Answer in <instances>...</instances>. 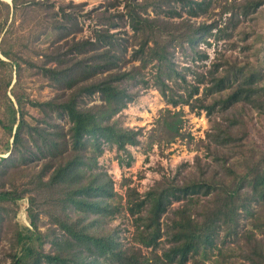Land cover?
Wrapping results in <instances>:
<instances>
[{
    "label": "trees",
    "instance_id": "obj_1",
    "mask_svg": "<svg viewBox=\"0 0 264 264\" xmlns=\"http://www.w3.org/2000/svg\"><path fill=\"white\" fill-rule=\"evenodd\" d=\"M211 1L107 0L104 9L98 12L102 26L94 30L93 38L69 39L66 37L79 26L76 16L61 4L53 10L54 3L49 0H11V3L0 0V34L3 32L0 52L8 59L0 58V66L9 67V72L0 79V94L4 98V107L0 104V141L11 158H0V163L4 162L0 173L5 175L9 167H18L29 159L40 162L38 170L26 173L30 175L25 188L0 190V203H15L25 198L29 210L41 204L40 211L48 216L51 225L41 231L27 214L29 226L19 225L14 232L12 248L7 252L9 264H206L211 259L213 264H224V242L219 239L234 235L238 239L239 209L248 219V227L242 233L244 242L238 245L239 254L249 264H264V239L257 237L258 233H264L263 213L259 215L250 209V202L264 205V150L261 149L244 157L240 172L235 166L233 169L226 166L217 156L215 160L224 174L220 175L219 169L213 173L197 171L191 179H168L146 192L147 197L153 198V204L144 225L152 231L159 229L162 215L173 202L186 200L168 219L171 229L167 246L160 253L155 247H151L150 255H145L138 246L124 247L114 234L94 233L77 226L62 211L63 204L79 205L83 202L81 196L89 194V186L76 184L77 168L84 158L95 161L103 146L109 145L127 153L125 162L122 157H116L119 165L130 164L132 156L127 147L138 144L140 132L119 126L114 116L138 94L127 86L128 81H133L134 87L150 85L144 79V70L149 65L153 69L152 84L173 107L187 105L190 110H204L210 115L215 109L224 112L239 102H255L264 113V82L261 73L253 67L230 65L231 61L227 60L212 61L206 70L195 73L192 80L186 78L189 67L177 68L173 57L176 47L182 52L189 51L190 62L206 60V52L198 49L199 42L209 44L210 36L223 37L224 27L216 28L214 21L198 25L186 19L175 22L160 17L159 13L168 19L180 17L177 3L189 16L196 17L207 12ZM120 3L122 11L117 9ZM261 4V0L248 1L239 9L247 15ZM150 7L154 16L148 13ZM40 8L45 11V22L43 32L40 30L35 38L51 31L56 33L55 38L43 49L30 46L27 53L23 52L13 46L10 28L5 25L9 17L14 22L18 13L37 12ZM227 9L225 6L223 12ZM124 25L132 31L129 38L136 46L132 57L138 61L128 69L124 68L127 61L122 60L126 40L110 31ZM214 28L216 31L212 32ZM35 58L38 60L34 61ZM22 62L37 68L49 85L62 88L61 94L46 101L25 98L18 90ZM13 67L16 75L11 85ZM10 85L13 100L7 95ZM199 90L202 96H198ZM95 93L99 103L79 105L80 98ZM209 98L211 101L206 102ZM27 105L37 108L45 118L29 116ZM54 113L66 118L69 126L65 128L57 122L51 116ZM180 122V110L172 112V119L165 118L167 140L178 134ZM211 124L213 131L208 136L216 146L225 147L235 141L229 127ZM44 244L49 245L47 251ZM225 247L234 251L229 245Z\"/></svg>",
    "mask_w": 264,
    "mask_h": 264
},
{
    "label": "rangeland",
    "instance_id": "obj_2",
    "mask_svg": "<svg viewBox=\"0 0 264 264\" xmlns=\"http://www.w3.org/2000/svg\"><path fill=\"white\" fill-rule=\"evenodd\" d=\"M3 1L11 3V0ZM248 1L254 0H212L207 12L196 17L189 16L185 10L179 8L180 4L177 3L175 7L181 11L180 17L168 19L164 13H159L160 17L175 22L186 19L198 25L210 24L214 21L217 23L216 28L224 27L223 37L214 39L210 36L207 39L209 44L199 42L198 49L206 52L208 56L206 60L190 62L189 51L182 52L178 47L174 49L173 57L178 64L177 68L189 67L186 72L188 80H192L195 73L206 70L212 61L227 60L231 61L230 65L253 67L261 73L264 82V0H261L262 4L254 11L247 15L241 14L240 6ZM49 2L54 3L53 10L61 4L64 10L76 16L79 29L70 33L66 38H93L94 30L102 26L98 21V12L104 9L107 0H49ZM225 6L228 9L223 12ZM117 9L122 11V3ZM109 11L116 12L113 9ZM148 13L150 16L155 14L151 7L148 8ZM44 15L45 11L40 8L37 12L18 13L14 22L9 17L5 27L10 28L9 35L13 38L11 42L14 47L27 53V47L40 46L43 49L53 41L56 33L52 31L49 35L41 34L39 39L35 38L36 33L40 30L43 32ZM230 17L232 19L228 21ZM216 28L212 29V32H215ZM110 31L126 40L123 43L126 49L122 53V60L127 61L124 68L128 69L131 65L138 64V61L133 60L132 57L133 48L136 46L129 38L132 33L129 26L111 28ZM2 35L3 32L0 34V40ZM183 46L185 47L186 44L184 43ZM0 58L8 61L1 52ZM37 60L38 58H35L34 61ZM21 65L23 70L20 71L18 77V90L24 93L25 98L46 101L61 94L62 88L49 85L47 79L39 73L37 68H30L23 62ZM10 71L12 85L16 75L14 67ZM152 71L150 65L144 70V79H148L150 83L147 87H140V85L134 87L133 81L127 82V86L137 90L138 94L114 116L119 126L133 128L140 132L138 144L127 147L132 156L130 164L119 165L116 157H122L125 162L127 153L118 151L115 146L109 145L103 146L102 154L95 161L88 157L84 158L77 168L76 184L89 186V194L81 196L83 202L79 205L63 204L62 209L77 226L85 227L94 233H112L120 240L122 246H138L145 255L151 254V247H155L160 253L161 249L167 246L166 239L171 229L168 219L173 215L174 209L186 202V200L173 202L167 212L162 215L159 229L157 231L148 230L144 223L153 204V198L147 197L146 192L151 187L158 185L157 183H166L168 179L188 180L197 171L202 170L213 173L219 169V174L222 175L224 169H220L222 166L218 165V161L215 160L217 156L225 161L226 166L232 169L235 166V169L240 172L243 170L240 165L244 157L255 155L260 149L264 150V113L259 111L255 102L251 104L239 102L224 112L215 109L210 115L204 110H190L187 105L173 107L166 103L152 84L150 79ZM7 72H9L8 66H0V79ZM11 85L7 89V95L13 100ZM199 91L198 96H202V91ZM3 101L4 98L0 94V104L4 107ZM210 101L211 98L206 102ZM99 102L98 94L95 93L80 98L79 105L90 106ZM27 109L29 116L37 119L45 118V115L37 108L27 105ZM166 109H170L171 112L168 113ZM174 110H180L179 131L172 139L167 140L163 122L166 117L172 119ZM51 116L65 128L69 126L66 118L59 117L56 113ZM28 120L34 122L30 117ZM234 120L236 123H233ZM212 122L219 123L226 129L229 127L235 141L225 147L216 146L211 136H208L213 131ZM4 148L5 146L0 141V158L5 157L11 160L9 152H5ZM3 166L4 162L1 161L0 168ZM39 166L40 162L36 159H29L18 167H9L5 175L0 173V190L15 187L17 190H22L27 186L25 183L30 175L26 173L38 170ZM20 174H25V177H21ZM203 200V198L200 199L201 202ZM27 205L25 198L15 203H0V264L10 263L7 252L12 248L16 228L19 225L29 226L27 214H30L41 231L50 225L48 216L40 211L41 204L33 206L30 210ZM250 209L259 215L262 212L261 221H264V205L250 202ZM238 214V239L235 235L219 239L224 242V264H249L239 254L241 251L238 247L244 242L242 233L248 227V219L243 210L239 209ZM257 237L264 239V233H258ZM227 245L234 248V251L231 249L227 251L225 247ZM48 249L49 245L44 244V251ZM206 264H213L212 259L206 261Z\"/></svg>",
    "mask_w": 264,
    "mask_h": 264
}]
</instances>
